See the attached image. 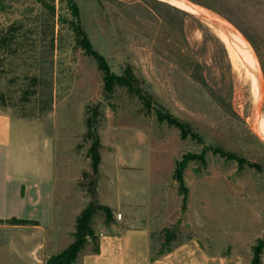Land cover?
Returning a JSON list of instances; mask_svg holds the SVG:
<instances>
[{"label": "rangeland", "instance_id": "obj_1", "mask_svg": "<svg viewBox=\"0 0 264 264\" xmlns=\"http://www.w3.org/2000/svg\"><path fill=\"white\" fill-rule=\"evenodd\" d=\"M188 1L244 38L257 61L260 101L247 54L222 40L209 19L170 1L0 0V110L47 133L56 153L55 180L72 203L74 177L89 168L85 121L90 118L102 157L101 177L90 168L79 178L90 201L99 183L103 195L131 196L137 214L151 202V213L176 217L152 233L155 255L193 234L209 235L219 255L234 252L244 264V256H253L252 247L264 239V139L253 130L261 101L264 120V0ZM77 30L112 73L131 69L149 109L147 99L124 87L104 95L102 73L81 48ZM157 111L179 122L186 138L180 139L177 126L157 120ZM190 154L204 161L186 164L188 201L182 210L172 173L176 161ZM128 166L143 169L142 175L115 170ZM55 207L56 218L69 208L62 201ZM4 230L0 264H22L13 248L18 233L11 237ZM96 242L88 238L85 246L94 251ZM85 246L72 264H79Z\"/></svg>", "mask_w": 264, "mask_h": 264}, {"label": "crops", "instance_id": "obj_2", "mask_svg": "<svg viewBox=\"0 0 264 264\" xmlns=\"http://www.w3.org/2000/svg\"><path fill=\"white\" fill-rule=\"evenodd\" d=\"M36 128L33 122L0 110V229H5L11 237L18 233L19 243L13 248L22 264H46L49 257L65 250L73 242L77 217L90 203V198L78 185L82 173H88L91 168L90 163L87 170L74 177L77 200L72 203L69 194L55 180L54 147L47 133H40ZM101 164L102 157L98 178L102 176ZM115 170L117 173L137 171L130 166L115 167ZM137 172L142 175L143 169ZM173 188V193L181 198L178 188ZM60 201L67 202L69 208L56 218L55 205ZM96 202L111 210L113 220L107 224L99 213L94 216L92 229L98 235L97 252L86 245L79 264H238L234 252L226 258L219 255L209 235L200 238L193 234L155 255L152 233L169 227L176 217L162 218L151 213V202L145 203L148 209L144 207L143 214H137L138 205L131 196L103 195L99 183ZM117 214L120 219L116 218ZM11 219L22 222L8 223ZM252 259L250 252L244 256V264H251Z\"/></svg>", "mask_w": 264, "mask_h": 264}, {"label": "trees", "instance_id": "obj_3", "mask_svg": "<svg viewBox=\"0 0 264 264\" xmlns=\"http://www.w3.org/2000/svg\"><path fill=\"white\" fill-rule=\"evenodd\" d=\"M77 34L82 35V46L81 48L86 52L87 55H89L97 65L98 70L102 73V82H103V91L104 95H108L115 87H124L126 88L127 92L129 94H136L139 98L145 101L148 96H145L139 92L131 80L134 78V75L131 71V69H128L124 72L123 75L118 76L112 73L109 69V66L101 55L96 53L89 42L87 41L86 37L83 36L82 32L77 30ZM150 100L147 99V105L146 108H150ZM97 110H95L94 117H97ZM157 120L160 122L165 121L169 125L177 126L180 130V139L186 138V133L181 126L179 122H177L175 119L171 118L170 115H163L161 112H156ZM86 126V133H85V139L91 141L90 146L87 150V158L90 160V166L93 174L98 173V168L101 163V156H100V149H101V141L100 137L97 134L96 130L92 127V121L90 118H87L85 121ZM193 159H200L202 162L204 159H201V157L197 155H185L181 161H176L175 168L172 174V179L175 181L178 185V194L181 197V204H182V210L185 209L187 201H188V189L185 186L184 181V169L186 167V164L188 161H191ZM240 162V168H242V162ZM203 165H206L204 163ZM88 175L87 173H82V176ZM79 185V184H78ZM96 194H93V197L90 201V203L81 211L80 215L77 217L75 221V232L72 234L73 236V242L62 252L56 255H52L48 258L46 261V264H72L74 259L76 258L77 254L81 251V249L85 246L87 243V239L91 238L93 240H98L95 238L94 230L92 229V221L94 216L98 212H102L104 214L105 222L108 224L112 221V213L109 208L106 206L100 205L96 202L95 198ZM10 222H22L18 220L11 219ZM8 221V222H9ZM97 243V242H96ZM97 252V246L94 250ZM253 251V259L251 264H262V255L264 252V239H261L257 242L256 245L252 247Z\"/></svg>", "mask_w": 264, "mask_h": 264}, {"label": "bare ground", "instance_id": "obj_4", "mask_svg": "<svg viewBox=\"0 0 264 264\" xmlns=\"http://www.w3.org/2000/svg\"><path fill=\"white\" fill-rule=\"evenodd\" d=\"M165 1H170L173 4H176V5L182 6L184 8H187L192 13H194V12L197 13L191 6H189L187 3H185L182 0H165ZM176 7H178V6H176ZM218 33H219L220 37L222 38V40H225L226 42H228L229 44H232V46H234L232 48H235L236 47V48L239 49V51L241 50V52H244L243 53L244 55L247 54V55H245V58L248 59L247 61L249 62V66H250V69L252 71V76H253V80H254V90H255V93H256V97H258V100L260 101L261 100L260 99V94H261V80L259 78L260 75H259V70H258L257 63H256L257 61L255 62V59L253 57L254 54H252L253 52H251V50H250L249 46L246 44V41L244 40V38L241 35H239L238 33H236L235 31H233V29L226 28V27L225 28H221V27L219 28L218 27ZM229 47L231 48L230 45H229ZM232 48H231V50H233ZM258 105H259V103L257 104V108L259 107ZM257 108H256V110H257ZM256 110H254V111L256 112ZM252 119H253V117H252ZM254 129H256L257 132H258V134L264 139V120L263 119H260V117H259V120L254 123Z\"/></svg>", "mask_w": 264, "mask_h": 264}, {"label": "water", "instance_id": "obj_5", "mask_svg": "<svg viewBox=\"0 0 264 264\" xmlns=\"http://www.w3.org/2000/svg\"><path fill=\"white\" fill-rule=\"evenodd\" d=\"M185 3H187L189 6H191L199 15L203 16L204 18L209 19L212 23H214L217 27H221V28H231L234 29L235 28L233 26H231L228 22L224 21L223 19H221L219 16H217L215 13L209 11L206 8H203L201 6H199L198 4H195L194 2L188 1V0H182ZM262 102V101H261ZM261 102L259 104V107L257 108L255 115H254V122H253V130L254 129V123L257 122L259 120L260 117V112H261Z\"/></svg>", "mask_w": 264, "mask_h": 264}, {"label": "built area", "instance_id": "obj_6", "mask_svg": "<svg viewBox=\"0 0 264 264\" xmlns=\"http://www.w3.org/2000/svg\"><path fill=\"white\" fill-rule=\"evenodd\" d=\"M120 217H121L120 214H117L116 218H117V219H120Z\"/></svg>", "mask_w": 264, "mask_h": 264}]
</instances>
